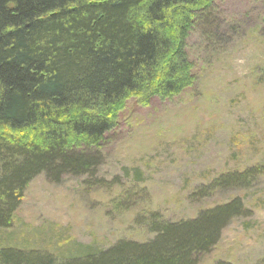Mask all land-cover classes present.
I'll list each match as a JSON object with an SVG mask.
<instances>
[{
  "label": "trees",
  "instance_id": "trees-1",
  "mask_svg": "<svg viewBox=\"0 0 264 264\" xmlns=\"http://www.w3.org/2000/svg\"><path fill=\"white\" fill-rule=\"evenodd\" d=\"M215 1L0 0V229L12 226L34 177L96 179L128 98H171L193 84L187 38ZM263 172L221 174L191 198L249 187ZM245 214L240 198L176 222L155 212L142 220L155 235L148 241L68 240L59 253L2 246L0 264H199Z\"/></svg>",
  "mask_w": 264,
  "mask_h": 264
},
{
  "label": "rangeland",
  "instance_id": "rangeland-1",
  "mask_svg": "<svg viewBox=\"0 0 264 264\" xmlns=\"http://www.w3.org/2000/svg\"><path fill=\"white\" fill-rule=\"evenodd\" d=\"M213 5L187 38L193 84L171 98H128L100 148L96 179L34 177L12 226L0 229V247L59 253L68 240L142 243L155 236L142 223L148 214L188 220L240 198L246 214L199 264H264V172L249 187L191 198L221 174L264 168V0Z\"/></svg>",
  "mask_w": 264,
  "mask_h": 264
}]
</instances>
